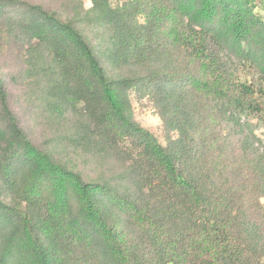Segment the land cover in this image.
<instances>
[{"label":"trees","instance_id":"obj_1","mask_svg":"<svg viewBox=\"0 0 264 264\" xmlns=\"http://www.w3.org/2000/svg\"><path fill=\"white\" fill-rule=\"evenodd\" d=\"M262 12L0 0V264H264Z\"/></svg>","mask_w":264,"mask_h":264},{"label":"rangeland","instance_id":"obj_2","mask_svg":"<svg viewBox=\"0 0 264 264\" xmlns=\"http://www.w3.org/2000/svg\"><path fill=\"white\" fill-rule=\"evenodd\" d=\"M45 2L51 6H59L65 0H36ZM85 7L90 5V0H82ZM264 17V12H262ZM6 64L10 66H14V61H7ZM132 112L134 119L143 127L147 128L151 131L160 142L164 143L163 130L161 125V120L158 115L155 113L151 102L147 98H143L141 100L136 99V97L132 96ZM21 121L27 132L32 136V138L38 142L39 144H44L46 132L42 128L43 126L40 123H34L33 120L31 122L27 117L26 113H23L21 116ZM255 124V133L259 136L264 142V119H253Z\"/></svg>","mask_w":264,"mask_h":264}]
</instances>
